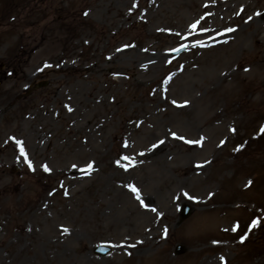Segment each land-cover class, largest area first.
<instances>
[{"label":"rangeland","instance_id":"374dc122","mask_svg":"<svg viewBox=\"0 0 264 264\" xmlns=\"http://www.w3.org/2000/svg\"><path fill=\"white\" fill-rule=\"evenodd\" d=\"M263 12L0 0V264H264Z\"/></svg>","mask_w":264,"mask_h":264},{"label":"snow or ice","instance_id":"6c2138e0","mask_svg":"<svg viewBox=\"0 0 264 264\" xmlns=\"http://www.w3.org/2000/svg\"><path fill=\"white\" fill-rule=\"evenodd\" d=\"M192 27H193V28H196L197 25L194 24ZM233 131H235V129H233ZM261 131L264 132V129H261ZM190 143H191V142H190ZM21 151H23V149H21ZM29 166H30V167L32 166V165H31V162H29ZM44 169H45V171H50V169H48L47 165L44 166ZM33 170H34V169H33ZM131 190H132V192H134V193L136 194L137 198L139 199V190L136 189L135 187H133ZM141 202L143 203V201H141ZM153 211H155V209H153ZM255 223H258V221H257V222H254V226H255ZM64 231L67 232L68 229H64Z\"/></svg>","mask_w":264,"mask_h":264},{"label":"bare ground","instance_id":"6f19581e","mask_svg":"<svg viewBox=\"0 0 264 264\" xmlns=\"http://www.w3.org/2000/svg\"><path fill=\"white\" fill-rule=\"evenodd\" d=\"M73 173H74L73 171H67V172H65V174H67V175H70V174H73ZM144 204H146V203H144Z\"/></svg>","mask_w":264,"mask_h":264},{"label":"water","instance_id":"95a60500","mask_svg":"<svg viewBox=\"0 0 264 264\" xmlns=\"http://www.w3.org/2000/svg\"><path fill=\"white\" fill-rule=\"evenodd\" d=\"M102 252H105L106 250H101Z\"/></svg>","mask_w":264,"mask_h":264}]
</instances>
